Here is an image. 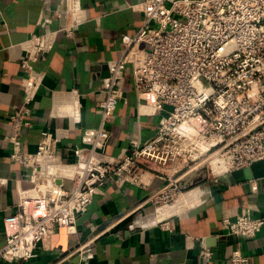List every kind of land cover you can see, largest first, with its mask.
I'll use <instances>...</instances> for the list:
<instances>
[{"label":"built area","instance_id":"built-area-1","mask_svg":"<svg viewBox=\"0 0 264 264\" xmlns=\"http://www.w3.org/2000/svg\"><path fill=\"white\" fill-rule=\"evenodd\" d=\"M133 7L143 12L142 22L135 34H123L122 53L107 61L100 123L86 127L82 144L66 152L61 143L70 128L41 130L35 152L21 144L44 79L34 61L51 48L59 31L70 34L71 26L52 29L44 23L43 33L22 43L23 95L8 117L12 145L7 149L28 170L32 184L20 188L16 211L5 218L13 227L0 247V260L33 258L39 244L61 228L74 232L108 178L148 186L153 175L159 176L166 181L151 200L168 202L189 192L185 175L205 163L209 178L217 180L264 159V0H142ZM128 66L138 113H160L159 127L144 142L132 134L133 150L114 157L107 153L108 123L124 98ZM79 107L68 112L74 121ZM263 224L264 218L250 212L223 218L227 232L239 237L256 236ZM202 254L211 251L204 246ZM229 259L249 264L240 246Z\"/></svg>","mask_w":264,"mask_h":264},{"label":"crops","instance_id":"crops-1","mask_svg":"<svg viewBox=\"0 0 264 264\" xmlns=\"http://www.w3.org/2000/svg\"><path fill=\"white\" fill-rule=\"evenodd\" d=\"M141 1L0 0V247L13 227L5 218L16 211L20 188L32 184L28 170L7 149L12 145L8 117L23 95L22 43L43 33L44 23L52 29L71 26L70 34L59 31L45 58L34 61L44 79L33 102V124L24 128L21 144L35 152L41 130L70 128L61 143L66 152L82 144L86 127L100 123L97 109L107 61L122 53L123 34L133 35L139 28L143 12L133 5ZM123 87L124 98L108 123L112 135L107 153L114 157L133 150L132 134L144 142L159 127L160 113H138L130 66ZM75 104L80 106L78 121L68 115ZM230 174L200 181L195 191L186 192V199H197L195 203L158 220L147 217L154 215L151 196L165 179L153 175L150 185L138 186L108 178L104 192L78 217L74 232L61 228L39 244L33 258L1 259L0 264H231L230 253L237 246L249 256V264H264V224L253 237L229 234L223 226L225 216L244 212L264 218V175L232 181ZM204 246L210 256L202 254Z\"/></svg>","mask_w":264,"mask_h":264},{"label":"rangeland","instance_id":"rangeland-1","mask_svg":"<svg viewBox=\"0 0 264 264\" xmlns=\"http://www.w3.org/2000/svg\"><path fill=\"white\" fill-rule=\"evenodd\" d=\"M196 171L189 172L187 175H185L184 178L186 180L185 181L186 182L185 183L186 184V187H185L186 190L187 189L189 191L190 190H193L192 188L195 187L196 185H198L200 183V181L206 182V181H208L210 179L209 178V175H208V171H207V179L206 180H203L202 174L199 175V173H195ZM180 173L181 172H179V175H180ZM193 191H195V190H193ZM186 198H187V194L184 193L183 195H181L180 197H178L177 200H179V201H177V200L176 201L170 200L168 202H158V203H155V202L152 201V203H151L152 204L151 210H152V212H153L154 215L147 217V219L150 220L152 218L154 220H158L157 219L158 218L157 217V211H158V209L163 208V207H166V206H168L170 204L174 205V208L173 209L180 211V210L186 208L188 205L189 206L192 205L197 200V199H195V200L194 199H192V200L191 199H188L187 200Z\"/></svg>","mask_w":264,"mask_h":264},{"label":"water","instance_id":"water-1","mask_svg":"<svg viewBox=\"0 0 264 264\" xmlns=\"http://www.w3.org/2000/svg\"><path fill=\"white\" fill-rule=\"evenodd\" d=\"M263 170V171H262ZM195 173L202 174L203 180L207 179V165H202ZM264 175V159L257 160L253 162L251 165L244 167L242 169L236 170L230 174V179L234 181L238 180H248L254 177H258ZM61 181V180H59ZM119 226L113 228L116 230Z\"/></svg>","mask_w":264,"mask_h":264},{"label":"bare ground","instance_id":"bare-ground-1","mask_svg":"<svg viewBox=\"0 0 264 264\" xmlns=\"http://www.w3.org/2000/svg\"><path fill=\"white\" fill-rule=\"evenodd\" d=\"M214 162L215 161H212V163L214 164ZM215 165V164H214ZM196 196V195H195ZM194 196V197H195ZM191 200H192V198H191ZM177 201H179V200H177ZM187 202V201H186ZM189 206V205H188ZM174 208V205H172V204H170V205H168V206H166V207H163V208H160V209H158V211H157V217L158 218H164V217H168V216H170V215H172L174 212H178L179 210H175V209H173ZM177 208V207H176ZM182 212V211H181Z\"/></svg>","mask_w":264,"mask_h":264}]
</instances>
